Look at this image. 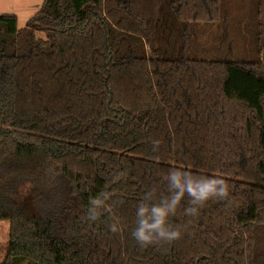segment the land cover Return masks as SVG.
<instances>
[{
	"label": "trees",
	"instance_id": "1",
	"mask_svg": "<svg viewBox=\"0 0 264 264\" xmlns=\"http://www.w3.org/2000/svg\"><path fill=\"white\" fill-rule=\"evenodd\" d=\"M250 11L253 61L200 41L224 0H44L22 28L0 15L1 264H264V0ZM173 167L230 195L195 217L185 197L181 238L141 247L137 205L167 195Z\"/></svg>",
	"mask_w": 264,
	"mask_h": 264
},
{
	"label": "clouds",
	"instance_id": "2",
	"mask_svg": "<svg viewBox=\"0 0 264 264\" xmlns=\"http://www.w3.org/2000/svg\"><path fill=\"white\" fill-rule=\"evenodd\" d=\"M153 151H157L160 141L154 140ZM167 181V195L161 196L158 201L154 199L155 190L145 195L137 205L135 228L132 236L141 247L150 245L172 243L182 236L180 226L170 223V217L177 214L182 201L188 198L183 215L195 217L210 200H226L230 195V186L220 177L194 175L190 171L180 168H171L165 176ZM110 196L101 193L89 200L86 219L95 222L101 215L109 211L107 201ZM112 232L120 230L118 223L110 225Z\"/></svg>",
	"mask_w": 264,
	"mask_h": 264
},
{
	"label": "rangeland",
	"instance_id": "3",
	"mask_svg": "<svg viewBox=\"0 0 264 264\" xmlns=\"http://www.w3.org/2000/svg\"><path fill=\"white\" fill-rule=\"evenodd\" d=\"M44 0H0V15H16L19 27L26 25L27 21L39 11ZM228 9V16L224 24L209 23L202 29L200 41L212 46L219 40L225 43L229 60L253 61L257 59L255 43V26L250 21V0H224ZM44 37L43 33L38 34ZM230 50V51H229ZM227 54L217 53V56ZM10 222L0 220V264L5 258L9 239Z\"/></svg>",
	"mask_w": 264,
	"mask_h": 264
}]
</instances>
